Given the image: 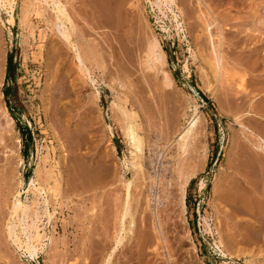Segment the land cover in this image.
Wrapping results in <instances>:
<instances>
[{
	"label": "rangeland",
	"instance_id": "1",
	"mask_svg": "<svg viewBox=\"0 0 264 264\" xmlns=\"http://www.w3.org/2000/svg\"><path fill=\"white\" fill-rule=\"evenodd\" d=\"M32 1L34 2V0H14L15 22L10 31L7 28L10 25L7 23L5 26L0 20V72L4 71L1 90L3 92L6 89L9 92V97L4 95L2 101L14 119L13 134L16 132L20 138L19 146L15 147V141L4 132L1 123L0 264H102L104 262L100 254L102 248L98 244L112 243L115 219L111 199L120 183L110 187L109 182L105 186L108 188L104 190L105 187H103L100 191V188L92 187V182L90 184L85 181L87 183L83 184L85 178L81 175L78 177L79 175L75 173L82 172L84 168L86 172H88L87 169L92 171L100 164L98 163L100 154H104L107 145L101 128L102 124L99 122L101 117L113 127L111 148L114 157L111 156L112 159L114 158V162H117L120 167L124 160L130 161L129 144L117 121L110 119L111 115L117 111L111 104L113 101L118 103V96L123 92L117 86L112 92L100 81L101 117L96 110L98 106L89 102L92 96L89 87L84 89L82 98L77 97L73 92L68 97H63L64 102L59 105L64 112L63 116L55 115L53 107L48 109V117L45 116L42 96L48 70L52 72L58 62L54 64L50 59L52 57L54 59L52 55L58 28L52 23L54 11L51 10V2L48 5L41 3L44 12L46 11L42 16L31 12L24 26L20 25L24 6ZM62 1L66 4L75 24L84 29L87 36L94 38L95 42H99L110 51V47L105 42L107 38H110L113 44L117 42V48H120V45L123 49L126 48L127 55H131L132 58H129L136 65L134 69L141 68L138 64L141 55H144L139 51L142 47L141 42H145L146 38L152 36L160 41L166 53L167 63L162 66L163 73L160 71L158 78L161 81L166 80L165 77L168 74L170 85H164L169 88L164 86L165 88L158 89L157 81L151 76L154 73L153 70L146 72L150 74L149 77H142L139 74L141 72L137 70L135 71L137 72L136 83L141 80L139 84L145 93L141 95V98L136 95V98H139H137L138 101L130 94L133 106H138L140 103L137 102L141 99L144 104L146 102L147 106L150 105V108L156 110L157 117L154 122L157 131L153 130L150 135L153 141L158 139L157 142H160L164 137L161 133L165 134L168 131L170 139H167L172 142L171 146H178L177 141L181 133L188 127L189 121L198 115V127L202 128L204 135L202 143L196 144L190 163L192 166L199 165V155L204 145L205 165L192 177L187 187L185 211L177 205L173 207L175 208L173 211L171 205L174 203L171 204L172 201L168 198H164L158 208L157 236L161 243L157 249L160 253L157 252L156 264H264V234L259 235L252 242L244 241L240 226L245 218L250 217L249 214L245 211H237L230 200L214 201L212 190L213 178L217 173H221L225 178L222 184L227 190L234 188L239 181H242V178L237 175V169L242 166L254 179L264 178V171L261 169L264 156L254 154V138L252 139L250 132L242 126L245 124L252 130L257 131L259 128L258 131H264V118L253 112L257 106L264 105V0ZM98 7L106 16L102 24L98 21L96 11ZM34 8L40 10V4L37 3ZM1 11L2 20L7 21V10ZM82 43L85 44V40ZM103 52L107 64L113 70L116 58L110 56L105 50ZM201 52L204 53L201 54ZM9 56L13 59L12 74L7 78ZM213 56L216 58L214 59ZM217 57L220 75L216 81L210 71L208 59L216 61ZM58 66L66 67L63 61H60ZM154 82L157 86H154ZM241 83L245 88L241 86ZM201 93L211 102H207ZM133 100L136 102L134 103ZM220 106H224L231 112L230 115L222 113ZM137 109L138 107H135L134 110L138 112L139 109ZM247 111L253 113L248 116ZM234 114L239 116V120H235ZM142 116L144 118L145 114ZM65 120H69V129H73L74 132H78L82 125L87 127L82 126L84 129L80 132L83 138L81 147L74 143L75 139H69L70 141L66 139ZM144 120L147 121V116ZM146 121L144 124L149 131L150 124ZM240 121L244 123L241 125ZM242 128L246 130V134L242 132ZM26 129L30 131L32 140L27 141L23 136L26 134ZM56 138L63 144L65 142V148L70 150L71 157L66 162L62 161ZM236 139L241 144L238 147L240 149L238 151L241 152L239 157L234 155L235 152L233 153ZM174 149L176 150V147ZM15 150L20 157H16ZM25 150L26 155H24ZM172 153L170 150L167 151L163 159L169 167ZM146 156H149L148 152ZM112 159H110L111 162ZM113 167L114 165L111 164L112 169ZM37 168L41 173L40 177L34 173ZM128 172V178L132 180L131 172ZM51 173L62 183L61 195L53 197L49 194L46 197L35 188L29 190L31 178L38 177L36 183L39 185L38 181ZM166 174V178L169 177L170 174L168 172ZM22 180L21 200L29 205H27L26 213L20 212L22 222L20 228L16 227L17 233L23 242L26 241L28 227L38 216L41 220L38 222L40 233L45 235L42 247L39 246L41 248L38 254L32 258L29 257L25 247L20 246L15 236L9 235L10 227L14 225L12 223L17 221L15 218V221L10 218L9 212L12 211L17 184ZM202 181L204 186H201ZM262 184L259 186L260 189L264 186V182ZM247 186V189L252 191L251 185ZM162 193L166 194V192ZM45 198L50 200L49 205L45 204ZM47 212L52 214L50 219L47 218ZM8 222L11 224L7 225ZM21 226L27 227L28 230L24 232ZM217 244L223 249L235 247V250L244 255L239 259L226 258L222 256ZM135 248L134 241L126 256L118 252L113 258V264H139ZM152 251L149 249L148 257H146V260L151 259L149 264L154 263L155 256ZM249 259L251 263H248Z\"/></svg>",
	"mask_w": 264,
	"mask_h": 264
},
{
	"label": "bare ground",
	"instance_id": "2",
	"mask_svg": "<svg viewBox=\"0 0 264 264\" xmlns=\"http://www.w3.org/2000/svg\"><path fill=\"white\" fill-rule=\"evenodd\" d=\"M171 1L175 2L174 0H171ZM42 2L46 3L47 5L50 4V2L52 3V9L51 10L54 11V19H53L52 23H53V26L56 25L58 28V34H56L57 36L55 38V44H54V48H53V55L50 54V55L54 56V59H53V57L50 58V59H52L54 64H56V61H58V62H57V66H54L55 68L53 67L54 70L52 72H51V70L50 71L48 70L45 89L43 91V96H42L45 116L48 117L47 112L49 111L48 109L50 107L54 108L55 115L63 116L64 112L61 109V107H59V105L63 104V102H64V101H62L63 97L64 96L68 97L69 94L71 92H73L74 94L77 95V97L82 98L83 93H85L84 89L89 87V88H91L90 93L92 95L91 99L89 98V102L98 106V107H96V110L99 113V117H101L100 116V113H101L100 102L102 101V96H101V92L99 90V86H100L101 82L106 84L111 91L112 90L115 91V86H117V87H120L122 89V92H123L122 94H120L118 96V100H117L118 103L113 101L111 104L112 107H115L117 109V111L114 108V111H116V113L114 114L115 117H114V115H111L110 119L114 122L117 121L116 123H118L119 127L121 128V131H122L124 138L127 140L128 144H129L130 155H131L130 161L128 162L127 160H124L122 162L121 167H120L117 162H114V160H113L114 158L112 159V157H114L113 156L114 154H113L112 148H111V143L113 140V138H112L113 137V127H112V125H109L103 117H101V120L99 118H97V120L99 119V122L102 124L101 128L103 129V133H104L103 135H105L107 145L105 147L104 154L103 153H102L103 155L100 154L101 157L98 160V163H100V164H99V166H95V169H92V171H89V169H87V171L90 173L86 172L85 168L82 172H79L78 174L75 173L76 175H79L78 177H80V175H81V177L83 176L85 179L88 178L87 180L84 179L83 184H86L87 182L91 184V182H92V187L93 188L98 187L101 189L100 191H102V188L105 187L106 185H108L107 183H109V182H110L109 183L110 187L115 183H120V185L119 184H118V186L116 185L117 188L115 190V194L112 197L113 199H111L113 201V204H112L113 208H114L113 209L114 210L113 215H114V219H115L114 220L115 233L113 236H111L112 237V243H109V245H107V243L103 244L102 242L100 244H98V246H100L102 248V250L100 251L101 252L100 254H102L101 257L104 260V262L102 264H113V258L118 254V252L120 254H124V256H126V254L128 253V250L131 248V244L134 241H135V246H136L135 255H136V258L138 259L137 260L138 263L139 264H149L151 259L146 260V257H148L147 255H148L149 249H152L153 250L152 252L154 253V256H155L153 264H156V262L158 260L157 255H158V253H160V251L158 252L157 249L161 243L159 240V237L157 236L158 227H157L156 222L158 221V216H159L158 215V208L160 207L163 199L168 198L169 201H172V202H170L171 204L172 203L175 204V206H173L174 204L171 205L172 208L176 207V205H177L178 207H180V209L185 211V207H186L185 197H186L187 187H188L192 177L195 176V174L201 168H203L205 165L206 150L203 148L204 145L202 146V151L200 152V155H199V165L192 166V164L190 163L191 157L193 156L192 154L195 153L196 144L202 143V139H203V135H204L202 128L198 127V123H199V119L197 118L198 115H196L193 119H191V121H189L188 127L181 133V135L177 141L178 146H174V147L171 146L173 144L169 140L170 134L168 131H166L165 134L161 133L164 136V137L162 136L163 137L162 140L164 141V143L160 138L159 139L162 142L161 141L157 142V140H158L157 138H156L157 139L156 141H153L150 138V135H151V132L153 133V130L157 131L156 130L157 126L154 122L155 117H157V115H155L156 110L155 109L153 110L152 107L150 108L149 107L150 105L147 106L148 104L146 105V102L144 104L143 100H141V99L139 102H137V103H140L138 106H136V105L133 106V102H131L132 99L130 97L131 96L130 94H132L133 97H135V98H136V95L141 98V95H143V93H145L144 92L145 90H143V88H141V86L139 84V81L141 82V80H138L137 81L138 83H136L137 72L135 73V71H137L138 69H134L136 65L132 59L130 60V58H129V57H131L130 53H129L130 56H128L127 52L125 50L126 48L123 49L122 45H120V48L119 47L117 48L116 47L117 42L116 43L114 42L115 44H113L112 43L113 40L111 41L110 38H107L105 40L106 45L108 47H110V49H111L109 51V49L107 50L99 42H95L94 38L87 36V32L84 29L79 28V26H77L75 24V22L72 20L71 15L69 14V12L66 8V4L62 0H34V2L32 1L28 4H26L22 10L20 25L22 24L24 26V24L26 23L27 18H29V15L31 14V12H35V14L37 16L43 15L44 8L41 5ZM37 3L40 4V8H41L40 10H37V8H34L35 6H37ZM132 4H133V2H132ZM155 4H156V2H155ZM97 5H99V4H97ZM161 5H160V7H161ZM2 9L7 10V13H8V19L6 18L7 21L2 20V18H1V14H2L1 10ZM14 10H15L14 9V0H0V20L2 21L3 25L6 26L7 23L10 25L9 27H7L9 31L15 22ZM96 11L98 12L99 23L100 24L104 23L103 22L104 17H106V16L103 14V11H101V9L99 7L97 8ZM125 20H126V18H125ZM122 21H123V19H122ZM119 27L121 28V25ZM96 33H98V32H96ZM128 33H129V31H128ZM88 35H90V34H88ZM105 38H106V36H105ZM84 40L86 42L85 44L82 43V41H84ZM141 43H142V47L139 48V51H140V54L144 53V55H141V59L138 61L139 66H141L140 70H138V72H141L139 74H141L142 77H149L150 74L146 73V72L148 70H153L154 73H152V74H154V75L151 74V76H153V78L157 81L158 89L159 88L162 89L165 87L167 88L170 85L168 83L169 79H170L169 76H167L168 74L165 77L166 80L163 79L164 81L163 80L161 81L158 78V76H159L158 73L160 71H162V73H163L162 66L166 65V63H167L166 53H165V50L163 49L160 41L155 36H152L151 38H146L145 42H141ZM103 50L108 52L110 56H113L114 58H116L115 67L113 70L110 68V65L107 64V62L104 58ZM201 51H203V50H201ZM204 52H201V54ZM134 55H135V53H134ZM213 58H214V56H213ZM60 61H63L64 65L66 67H62V68L59 67L58 64L60 63ZM216 61H214L213 59H208V63L210 64V71L213 73V75L217 81L218 76L220 75L219 74V68H218L219 67L218 66L219 65V63H218L219 58ZM50 64H52V62ZM50 68H52V67H50ZM136 68H138V66ZM3 72L4 71L0 72V125L2 123V129L4 130V132H6L9 135V138L11 140L15 141V147H18L19 143H20V138L16 132H15V134H13V131H12L14 129V119L9 114L8 108L4 106L3 101H2V98L4 97V93L1 90L2 85H3V81H4V73ZM165 73H167V72H165ZM135 74H136V76H135ZM158 80H160V82H158ZM155 82H154V86H157V85H155ZM164 84H167L168 86H165ZM141 85H143V84H141ZM241 86L243 88H245L242 83H241ZM59 95H61V96H59ZM137 98H136V100H137ZM135 102L136 101H134V103ZM152 106H153V103H152ZM135 107H138V109H139V110L137 109L138 112H136L134 110ZM131 108H133V109H131ZM220 110L224 114L230 115V113H231L226 108H224V106H220ZM249 112L247 111L248 116H250L251 113L255 112L256 115H259V116L264 118V105H259L256 108H254L253 112H250V113ZM143 113L145 114V116H147V121L144 120L145 116L143 118V116H142V115H144ZM234 118H235V120L236 119L239 120V116L237 114H234ZM66 119H68V118L66 117ZM2 120H3V122H2ZM144 121H146V123L150 124L149 125V128H150L149 131L150 132L146 130V128L148 129V127H145L146 124H144ZM243 123L244 122L240 121L239 124L242 125ZM78 125H80V124H78ZM241 125H240V127L244 126V129L246 128V130H248L250 132V134L253 136L252 139L254 138V141H253V145H254V149H255L254 154L264 156V131L263 130L258 131L259 128L257 129V131H255V130L250 129L245 124H243L242 126ZM82 126L86 127L85 125H82ZM82 126H81V129H78L79 131L77 130L78 132H74V131H72L73 129L72 130L69 129V120H67V121L65 120V128H66V134H67L66 139L68 141H70L69 139H75L76 141L74 140L75 141L74 143L75 144L77 143L78 147H81L80 145H81V141L83 139L81 137L82 134L80 133L84 129V128L82 129ZM94 128L95 127H93V129ZM244 129L242 130V132L244 131ZM245 131L243 132L244 134H246ZM161 134H160V137H161ZM85 135H84V137H85ZM167 138H169V139H167ZM233 138H234V136H233ZM56 139L58 142V147L60 149L62 161L66 162V160H68L69 157H71V155H69L70 150L65 148V146H64L65 142L63 144L58 138H56ZM167 140H169V141H167ZM238 140H239V138H238ZM240 140L242 141V139H240ZM240 145L241 144L239 141H237V139H236V142L234 140V146H233L234 151H233V153L235 152L234 155L236 154L235 156H237V157H239V154L241 153V152H239L240 149L238 148ZM175 147H176V150L175 149L173 150V148H175ZM238 149H239V151H238ZM169 150L171 153L173 152L170 155V158H171V166L170 167L167 166V164H165V162L163 160L166 157L167 151H169ZM231 150H232V148H231ZM147 152L149 153V156H146ZM15 155H16V157H20L19 153L16 150H15ZM235 156H233V157H235ZM110 159H112V162L110 161ZM20 160H22V158H20ZM237 162H238V160H237ZM243 163H245V162H243ZM111 164L114 165V167H113L114 169L111 168ZM62 165H63V163H62ZM96 167H97V169H96ZM38 168H37V170L35 169L36 172H34V173H36L35 174L36 176L41 174V173H39L40 171ZM260 168H261V166H260ZM261 169L264 171V163L262 164ZM74 170H75V168H74ZM77 170H79L78 167H77ZM237 170H238L237 175L242 178L241 179L242 181H239L237 183V185L234 188H231L230 190H227L225 185L223 186V184H224L223 182L225 181L224 180L225 178L223 177V175L221 173L215 174V176L213 178V182H212L213 199H214V201H216L218 199L230 200V201H232L231 203H233V205L237 211H242V212L245 211L247 214H249L250 217L246 216L247 218H245L242 221V224L240 226V228H241L240 233H241L244 241L249 243V242L254 241L259 235L264 234V188H263L264 186L262 187V189L259 188V186L264 182V178L262 177V178H259L258 180L254 179L253 177H251L249 175V171L247 172L243 166H242V168H239ZM128 171L131 172L132 180H129V178H128V175H129ZM167 172L170 175H169V177L166 178ZM52 173H51V175L49 174V176L48 175L44 176L43 179L39 178L40 179L38 181L39 185H37V183H36V180H38L36 178H38V177L31 178L29 190H32L35 188L36 191H39L40 193H42L46 197H48L49 194L53 197H57V196L61 195L62 183L58 178L53 176L54 174H52ZM39 177H40V175H39ZM165 179H167L166 180V186H165ZM85 181H87V182L85 183ZM52 182H53V184H52ZM22 183H23V180L17 184L18 186L15 189L16 195H15V200L13 203L12 211L10 210L11 212H9L10 218H13V221H15L17 219V221L15 223H12L14 225H12V227H10L9 235L10 236L14 235L16 240L20 243V246H24L26 252L29 254V257L32 258L38 254L39 249L42 247V241H43V237L45 238V235L43 236L40 233V227H39L38 222H40L41 220L39 219L38 216H36V220L32 221L31 225H29V227H28L29 233H28L26 241L23 242L21 240V237L17 233L16 227L20 228L19 226H20V223L22 222V220H21L22 218H20V215H21L20 212L26 213L28 210L27 205H29V204L26 205L21 200L20 188L22 187ZM247 185H251L252 191L247 189V187H248ZM84 186H86V185H84ZM201 186H204L203 181L201 182ZM107 188L105 187L104 190H106ZM162 192H164V193L166 192V194L163 195ZM109 195H111V194H109ZM38 203H37V205H38ZM49 203H50V200L48 198H45V204L49 205ZM98 206H97V208H98ZM100 206H102V204H100ZM101 209H100V211L103 210V209L102 210ZM174 209L175 208H173V211H174ZM94 210H95V208H94ZM9 213H8V215H9ZM47 214H48L47 218L50 219L52 216L51 212L50 213L47 212ZM45 216H46V214H45ZM103 217H104V215H103ZM14 218H15V220H14ZM25 220L27 221L26 218H25ZM102 220H104V219H102ZM9 223L10 222H8L7 225ZM207 225H208V223H207ZM25 226H26V224H25ZM209 228H210V226H209ZM28 229H27V227H22V230L24 232L27 231ZM210 232H211V229H210ZM49 240H50V238H49ZM39 246H41V247H39ZM95 246H97V245H95ZM218 247H219V250H220L222 256H224L226 258L239 259L240 256L242 257V255H244L241 252L235 250L234 249L235 247H230V248H226V249L221 248L219 245H218ZM224 248H225V246H224ZM19 249H20V247H19ZM145 261H146V263H145ZM247 261H248V263H251L250 259ZM225 264H229V263H225Z\"/></svg>",
	"mask_w": 264,
	"mask_h": 264
},
{
	"label": "trees",
	"instance_id": "3",
	"mask_svg": "<svg viewBox=\"0 0 264 264\" xmlns=\"http://www.w3.org/2000/svg\"><path fill=\"white\" fill-rule=\"evenodd\" d=\"M13 59H12V56H9L8 57V62H7V78L8 77H10L11 76V74H12V61ZM3 93H4V95L8 98L9 97V92H8V90H4L3 91ZM202 95H203V97L206 99V101L207 102H211L203 93H201ZM10 109H12V107H9ZM24 137H25V139L28 141V140H32V135H31V133H30V131L28 130V129H26V134L25 135H23ZM25 153H24V155H26V150L24 151Z\"/></svg>",
	"mask_w": 264,
	"mask_h": 264
}]
</instances>
